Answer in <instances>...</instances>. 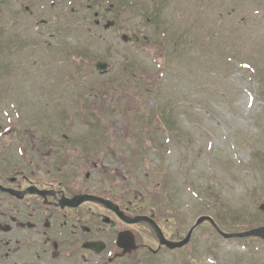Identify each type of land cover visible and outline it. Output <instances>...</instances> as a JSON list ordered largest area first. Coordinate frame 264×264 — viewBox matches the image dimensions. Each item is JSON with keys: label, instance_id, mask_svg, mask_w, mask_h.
I'll return each instance as SVG.
<instances>
[{"label": "rangeland", "instance_id": "obj_1", "mask_svg": "<svg viewBox=\"0 0 264 264\" xmlns=\"http://www.w3.org/2000/svg\"><path fill=\"white\" fill-rule=\"evenodd\" d=\"M0 111L64 118L75 138L104 124L172 239L200 216L264 227V0H0ZM116 264H264V241L205 222L181 250Z\"/></svg>", "mask_w": 264, "mask_h": 264}, {"label": "flooded vegetation", "instance_id": "obj_2", "mask_svg": "<svg viewBox=\"0 0 264 264\" xmlns=\"http://www.w3.org/2000/svg\"><path fill=\"white\" fill-rule=\"evenodd\" d=\"M59 124L36 119L4 132L7 123L0 125V188L10 191L0 189V264H116L165 249L147 222L127 223L148 218L174 240L159 210L141 207L148 195L133 187V159L124 158L133 149L114 133L75 138L58 132ZM142 227L155 249L142 242ZM124 233L137 249L121 255L117 241Z\"/></svg>", "mask_w": 264, "mask_h": 264}, {"label": "water", "instance_id": "obj_3", "mask_svg": "<svg viewBox=\"0 0 264 264\" xmlns=\"http://www.w3.org/2000/svg\"><path fill=\"white\" fill-rule=\"evenodd\" d=\"M105 68H106V65L103 63H97L96 64V69L99 71H104ZM143 220L150 223L151 227L153 228V230L156 234L159 246H165L169 250L181 248L184 245H186L190 239V235H191L192 231L194 230V228L197 227L202 222H208L218 232V234L225 239L256 237V238H260V239L264 240V228L252 229V230L242 232V233H238V234H223L218 230V228L215 226V224L213 223V221L209 217H201L196 221L195 225L191 228V230L188 232V234L186 235V237L184 239H182L179 242H171V241L165 240L162 233L157 228V226L153 222L148 221L147 219L137 218L134 220H129L128 223H137V222L143 221ZM117 245L119 248H121L123 250L124 254L129 253L130 251H133L135 249L133 238L127 234H122L119 237Z\"/></svg>", "mask_w": 264, "mask_h": 264}, {"label": "trees", "instance_id": "obj_4", "mask_svg": "<svg viewBox=\"0 0 264 264\" xmlns=\"http://www.w3.org/2000/svg\"><path fill=\"white\" fill-rule=\"evenodd\" d=\"M153 8H155V6H154ZM152 13H153V11L151 12V14H152ZM145 21H146V20H145ZM215 220H216V217H215ZM215 222L217 223L218 226H220L218 221H215Z\"/></svg>", "mask_w": 264, "mask_h": 264}]
</instances>
